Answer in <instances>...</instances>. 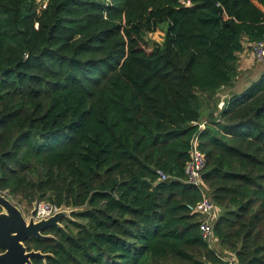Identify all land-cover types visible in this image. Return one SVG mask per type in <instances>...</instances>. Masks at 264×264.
I'll list each match as a JSON object with an SVG mask.
<instances>
[{
  "label": "trees",
  "instance_id": "obj_1",
  "mask_svg": "<svg viewBox=\"0 0 264 264\" xmlns=\"http://www.w3.org/2000/svg\"><path fill=\"white\" fill-rule=\"evenodd\" d=\"M39 6L0 0V192L81 211L25 241L51 254L33 264H264V73L218 116L207 104L264 37V0ZM195 138L220 253L188 206Z\"/></svg>",
  "mask_w": 264,
  "mask_h": 264
},
{
  "label": "water",
  "instance_id": "obj_2",
  "mask_svg": "<svg viewBox=\"0 0 264 264\" xmlns=\"http://www.w3.org/2000/svg\"><path fill=\"white\" fill-rule=\"evenodd\" d=\"M36 206L27 219L21 208L4 192H0V264H33L34 258L46 259L50 253L28 249L25 241L32 236L50 238L44 232L51 227H64V219H73L81 209L64 208L48 218L36 219Z\"/></svg>",
  "mask_w": 264,
  "mask_h": 264
},
{
  "label": "built area",
  "instance_id": "obj_3",
  "mask_svg": "<svg viewBox=\"0 0 264 264\" xmlns=\"http://www.w3.org/2000/svg\"><path fill=\"white\" fill-rule=\"evenodd\" d=\"M39 9L43 10L47 7L48 0H39ZM246 47L254 56L259 59H264V37L257 41H250L246 43ZM225 101L221 102L220 108L224 106ZM207 121L200 123V127L204 128ZM206 167V157L199 146L198 138H195L192 143L191 157L186 163L185 174L186 182L197 187L203 195V198L195 204H189V209L197 212L201 216L200 230L205 239L209 242L216 240L214 235L213 223L219 215L220 208L209 198L206 192L205 185L202 180V174ZM159 180H167L170 175L162 170H158ZM66 207H59L49 201L41 200L37 202L36 219L48 218L56 212ZM223 264H237L235 256L232 253H227L223 257Z\"/></svg>",
  "mask_w": 264,
  "mask_h": 264
},
{
  "label": "rangeland",
  "instance_id": "obj_4",
  "mask_svg": "<svg viewBox=\"0 0 264 264\" xmlns=\"http://www.w3.org/2000/svg\"><path fill=\"white\" fill-rule=\"evenodd\" d=\"M166 26H167L166 24H162L161 27L157 29L155 32H148L144 38L150 44H161L164 40ZM248 51H249L248 56L241 57L242 62L244 64L247 63V67L245 68L243 67L239 71V76L237 77V79L235 80L233 84L234 88L226 87L225 89H222L215 97L211 99L210 103H207L209 105L208 108L210 107V109H213L215 104L217 103L216 105L217 116L221 109L220 108L221 102L225 101L228 97L227 93L228 95H230L232 92L242 94L248 86H250L254 81L258 80L260 76L264 73V59H259L256 56H254L250 50ZM206 115L207 113H204L203 116H206ZM207 120L208 118L205 117L202 119L201 123ZM4 193H6L9 196L7 192H4ZM11 199L21 208V210L23 211L27 219L31 217V213L34 210V202L39 201L37 200V201L30 203L29 201H26V200L18 201L17 199H14V198H11Z\"/></svg>",
  "mask_w": 264,
  "mask_h": 264
},
{
  "label": "crops",
  "instance_id": "obj_5",
  "mask_svg": "<svg viewBox=\"0 0 264 264\" xmlns=\"http://www.w3.org/2000/svg\"><path fill=\"white\" fill-rule=\"evenodd\" d=\"M246 54V55H245ZM249 55V51H248V49H246L245 51H243V52H241L240 54H239V71L244 67H247V63H243L242 62V60H241V57H244V56H248ZM238 76H239V74H238ZM237 76V77H238ZM226 87H224L223 89H225ZM228 88H234L233 86H231V87H228ZM234 94H238V93H236V92H232L230 95H228V93H227V96L228 97H231L232 95H234ZM227 97V98H228ZM206 116H203V118H205ZM213 246L219 251V253L221 252V250H220V248L218 247V244H216V242L214 241L213 242ZM223 252H225V251H223ZM226 253V252H225Z\"/></svg>",
  "mask_w": 264,
  "mask_h": 264
}]
</instances>
